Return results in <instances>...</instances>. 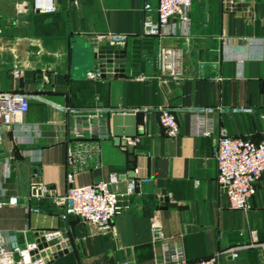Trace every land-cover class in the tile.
<instances>
[{
	"label": "crops",
	"instance_id": "obj_1",
	"mask_svg": "<svg viewBox=\"0 0 264 264\" xmlns=\"http://www.w3.org/2000/svg\"><path fill=\"white\" fill-rule=\"evenodd\" d=\"M52 2L53 13L38 14L33 0H0V92L28 94L23 124L38 129L25 141L23 129L0 126V202L17 199L15 205L0 206L6 244L37 243L42 233L50 246L65 242V235L66 252L46 255L47 264H165L164 242L180 245L190 262L239 248L236 259L226 257L221 264H264L251 245V231L264 241V172L249 209L230 210L216 183V137H194L185 114L177 115L175 138L165 135L154 114H127L135 118L119 122L110 116L111 138L100 142L99 166L74 177V185L83 186L119 174L118 193L128 180L136 181L129 210L113 218L110 235H96L73 216L62 220L63 206L50 196L28 199L32 182L46 186L56 199L65 194V150L75 131L85 132L77 110L96 103L108 108L250 107L252 113L216 115L214 128L264 142V0H191V33L178 83L162 79L155 61L159 45L173 46L177 39L144 34L145 21L156 20L157 0ZM108 33L126 35L122 45L105 43L124 52L123 77L90 80L97 64L86 45ZM15 70L20 77H13ZM129 138L136 139L133 171L120 147ZM154 215L159 234L152 228ZM51 233L56 234L47 238Z\"/></svg>",
	"mask_w": 264,
	"mask_h": 264
},
{
	"label": "built area",
	"instance_id": "obj_2",
	"mask_svg": "<svg viewBox=\"0 0 264 264\" xmlns=\"http://www.w3.org/2000/svg\"><path fill=\"white\" fill-rule=\"evenodd\" d=\"M233 3V2H232ZM191 0H157L154 11L156 20L145 21L144 34L158 38L174 37L176 44L159 45L156 54V68L162 79L180 82L183 77L181 59L185 55L186 41L191 33L190 20ZM32 10L38 14H50L55 11L52 0H33ZM144 10L151 13L150 3H145ZM175 20L171 22V20ZM96 41L108 44L122 45L126 40L124 34H105L95 37ZM14 78L21 73L15 70ZM90 80L100 78L99 72L88 74ZM30 96L23 92H0V126H18L23 129L21 140L30 141L29 133L38 134L37 127L31 130L24 126L23 118L29 108ZM98 100V97H96ZM247 114L252 113L250 107L189 106L171 108L168 106H139L135 108H108L97 103L77 110L81 117L79 122L85 123V132L75 131L65 150V194L55 198L53 192L46 186L32 182L28 199L40 200L51 197L57 204L63 206L62 220L73 216L89 226L98 236H108L112 233L113 218L129 210V198L135 192L137 183L128 180L123 193L116 190L120 176L111 173L106 179L88 185H74L77 173L97 168L99 166L100 142L111 138L109 131L110 116L115 114H154L168 138H175L179 133L177 115L185 114L188 118L191 134L197 138L216 137V151L214 159L217 166L216 183L226 197L228 208L233 211L245 212L249 209V200L256 193V185L264 172V142L254 143L242 138L231 136L223 128H214V117L224 113ZM135 138L124 140L120 145L123 149L134 147ZM92 162V164H90ZM4 175L9 174V166L4 163ZM16 197H10L2 205H15ZM32 212H38L32 209ZM152 228L159 234V223L152 217ZM56 233L47 234L52 238ZM252 247L260 250L264 260V241L258 242L255 231H251ZM38 244L35 242L22 245L8 246L0 233V264H47L45 257H41ZM162 259L165 264H221L222 259L229 257L236 259L239 248H227L215 252L212 256L198 261H187L183 250L177 243L162 244Z\"/></svg>",
	"mask_w": 264,
	"mask_h": 264
},
{
	"label": "water",
	"instance_id": "obj_3",
	"mask_svg": "<svg viewBox=\"0 0 264 264\" xmlns=\"http://www.w3.org/2000/svg\"><path fill=\"white\" fill-rule=\"evenodd\" d=\"M86 48H89L91 52V59L94 60L97 64L96 70L100 74L101 79H109L111 77H123V64H124V52L121 50H111L106 48V44L103 41H96L94 37L91 38L89 43L86 45ZM135 118V116H121V115H113L112 120L114 122H119L121 118ZM134 135V134H133ZM132 135V136H133ZM116 145H119V140L116 138L115 140ZM123 142L121 143V145ZM126 152L128 154V161L131 164L130 170L133 171V163H134V156L133 151L134 148L132 146L126 147ZM131 174L130 176H132ZM40 238L37 241L38 247L37 249L41 252L40 256L45 257L46 255L59 256L61 255V250L63 253L66 252V247L69 246L68 238L63 235L62 238L65 242L56 245H50L46 241V238L42 236V233L39 234ZM51 258H49L50 260ZM47 262V260H46Z\"/></svg>",
	"mask_w": 264,
	"mask_h": 264
}]
</instances>
